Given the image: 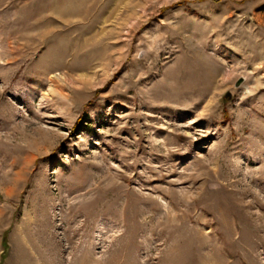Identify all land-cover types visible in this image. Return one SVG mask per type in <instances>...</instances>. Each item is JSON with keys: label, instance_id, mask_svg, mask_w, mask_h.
<instances>
[{"label": "rangeland", "instance_id": "374dc122", "mask_svg": "<svg viewBox=\"0 0 264 264\" xmlns=\"http://www.w3.org/2000/svg\"><path fill=\"white\" fill-rule=\"evenodd\" d=\"M0 264H264V0H0Z\"/></svg>", "mask_w": 264, "mask_h": 264}, {"label": "trees", "instance_id": "16d2710c", "mask_svg": "<svg viewBox=\"0 0 264 264\" xmlns=\"http://www.w3.org/2000/svg\"><path fill=\"white\" fill-rule=\"evenodd\" d=\"M81 123V121H79L78 125ZM3 246L4 248H8V245H7V237L5 236L4 240H3ZM4 257V256H3Z\"/></svg>", "mask_w": 264, "mask_h": 264}, {"label": "water", "instance_id": "95a60500", "mask_svg": "<svg viewBox=\"0 0 264 264\" xmlns=\"http://www.w3.org/2000/svg\"><path fill=\"white\" fill-rule=\"evenodd\" d=\"M241 82H242V81H239V82H238V85H240V84H241Z\"/></svg>", "mask_w": 264, "mask_h": 264}]
</instances>
